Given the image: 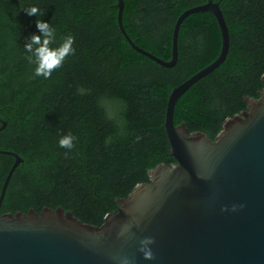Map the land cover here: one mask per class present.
<instances>
[{
    "label": "trees",
    "instance_id": "1",
    "mask_svg": "<svg viewBox=\"0 0 264 264\" xmlns=\"http://www.w3.org/2000/svg\"><path fill=\"white\" fill-rule=\"evenodd\" d=\"M205 0H123L130 39L170 58L173 26ZM117 0H0V150L22 161L8 182L0 214L63 208L99 226L147 170L173 161L164 130L171 89L212 62L220 50L217 22L192 13L179 26L176 64L165 68L130 47L117 20ZM37 6L36 16L22 8ZM229 47L225 60L176 101L173 121L212 139L222 121L258 97L264 83V0H222ZM49 21L56 40L74 37V54L50 78L34 75L24 43ZM71 133L72 149L58 139ZM140 137V139H137ZM13 157L0 154V187Z\"/></svg>",
    "mask_w": 264,
    "mask_h": 264
},
{
    "label": "water",
    "instance_id": "2",
    "mask_svg": "<svg viewBox=\"0 0 264 264\" xmlns=\"http://www.w3.org/2000/svg\"><path fill=\"white\" fill-rule=\"evenodd\" d=\"M123 5L117 0L122 36L165 68L176 64L185 17L209 11L217 22V57L173 87L166 101L163 125L173 161L147 170V181L116 198V209L99 226L61 207L0 214V264H264V87L258 97L243 96L245 108L226 117L212 139L189 131L183 122L175 125L179 97L226 58L229 33L223 14L211 1L184 10L173 26L170 58L163 60L130 39L122 24ZM0 154L14 159L0 187L1 206L22 159L11 150ZM146 237L153 239L152 259L140 251Z\"/></svg>",
    "mask_w": 264,
    "mask_h": 264
},
{
    "label": "clouds",
    "instance_id": "3",
    "mask_svg": "<svg viewBox=\"0 0 264 264\" xmlns=\"http://www.w3.org/2000/svg\"><path fill=\"white\" fill-rule=\"evenodd\" d=\"M29 16H36L39 13L37 6L33 5L27 8H22ZM37 33H33L30 37H27L24 43L25 52L28 54L26 59L29 63L34 64V75L37 77H43L48 79L51 77L53 70L59 68L64 59L74 54L73 48L74 37L68 35L63 39V42L58 46L52 47L56 40L55 29L50 26L49 21L43 19H36ZM140 139V137H137ZM75 137L69 133L62 135L58 139V145L61 148L72 149L74 147ZM235 205L233 210H235ZM227 211V208L222 209ZM153 243L151 237H146L140 244V251L143 253L145 259H152L153 253L149 248V245Z\"/></svg>",
    "mask_w": 264,
    "mask_h": 264
},
{
    "label": "flooded vegetation",
    "instance_id": "4",
    "mask_svg": "<svg viewBox=\"0 0 264 264\" xmlns=\"http://www.w3.org/2000/svg\"><path fill=\"white\" fill-rule=\"evenodd\" d=\"M208 1H211V2H213V3H217V5H218V7H219V9L221 10V1L222 0H205L202 4H204V3H206V2H208ZM198 5H201V4H198ZM195 6H197V5H195ZM192 7H194V6H192ZM189 8H191V7H189ZM188 9V8H187ZM186 10V9H185ZM205 12H207V13H209V14H211L212 15V17L215 19V17L213 16V14L211 13V12H209V11H205ZM221 12H222V10H221ZM182 13V12H181ZM201 13H203V12H201ZM216 21V20H215ZM245 108V107H244ZM243 108V109H244ZM243 109H241V110H243Z\"/></svg>",
    "mask_w": 264,
    "mask_h": 264
}]
</instances>
